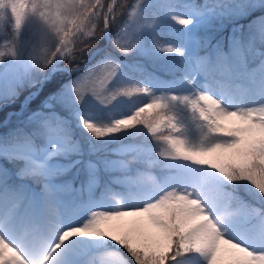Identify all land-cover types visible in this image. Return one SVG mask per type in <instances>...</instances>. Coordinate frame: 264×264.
I'll return each instance as SVG.
<instances>
[{
  "label": "snow or ice",
  "instance_id": "6c2138e0",
  "mask_svg": "<svg viewBox=\"0 0 264 264\" xmlns=\"http://www.w3.org/2000/svg\"><path fill=\"white\" fill-rule=\"evenodd\" d=\"M49 82L0 264H264V0H0V110Z\"/></svg>",
  "mask_w": 264,
  "mask_h": 264
},
{
  "label": "rangeland",
  "instance_id": "374dc122",
  "mask_svg": "<svg viewBox=\"0 0 264 264\" xmlns=\"http://www.w3.org/2000/svg\"><path fill=\"white\" fill-rule=\"evenodd\" d=\"M227 35H228V30H227L226 32H224V35H223V36L226 37ZM64 77H66V76H64ZM66 78H67V77H66ZM37 87H38V86H37ZM27 90H30V91H28V92H31V91H34L35 89L32 88L31 86H28V85H25L24 87L20 88V89L18 90V96L15 98V102L18 101V100H19L18 98L21 97V95L23 94L24 91L27 92ZM28 92H27V93H28ZM22 96H23V95H22ZM43 103H44V102H43ZM43 103H42L40 106H38V107H34V108H31V107L29 106V104L26 105V104L24 103L25 105L23 106V108L17 112V115H15V116H13V117L11 118V121L8 122L7 127H2V126H0V134H3V133H5V132H7L9 129H12V128L16 127L17 124H18L20 121H24V120H26L27 116L30 115L33 111H37V110L49 111L48 109H43V108H42ZM12 104H13V103H11L9 106H11ZM11 107H12V106H11ZM6 109H7V108H6ZM6 109H3V110H6ZM3 110H0V117H1V114H2ZM57 110H59V109H57ZM9 112H14V110H8V112H6V113L8 114ZM15 113H16V112H15ZM7 114H6L5 118H4V119H0V121H3V120L5 121V120H7ZM16 117H18V118H16ZM11 122H13L12 125H10ZM126 162L129 163V164H132V163H133V161H132V159H131L130 157L128 158V160H127ZM9 167L11 168L12 165H9ZM70 178H71V174H68L67 176L63 177V179H70ZM105 179H107V177H105ZM28 183H31V181H28ZM75 186H77V187L79 186V182H78V181L76 182V185H75Z\"/></svg>",
  "mask_w": 264,
  "mask_h": 264
},
{
  "label": "trees",
  "instance_id": "16d2710c",
  "mask_svg": "<svg viewBox=\"0 0 264 264\" xmlns=\"http://www.w3.org/2000/svg\"><path fill=\"white\" fill-rule=\"evenodd\" d=\"M129 2H130V0H129ZM57 77H60V76L57 75L56 77H54V78H55V81H56V78H57ZM50 89H53V85L49 86V84H48L47 86L44 87V90H43V91H44V92H45V91L47 92V91H49Z\"/></svg>",
  "mask_w": 264,
  "mask_h": 264
}]
</instances>
